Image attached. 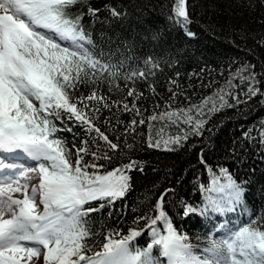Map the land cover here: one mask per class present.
<instances>
[{
  "label": "snow or ice",
  "instance_id": "1",
  "mask_svg": "<svg viewBox=\"0 0 264 264\" xmlns=\"http://www.w3.org/2000/svg\"><path fill=\"white\" fill-rule=\"evenodd\" d=\"M83 3L0 0V264H31L34 257L39 259L41 250L43 264H164L165 260L166 264H264V216L251 219L249 213L248 223L234 229L217 224L216 230L225 234L220 239L209 236L208 246L200 250L202 255L175 227L170 205L179 209L177 215L182 213V218L199 216L208 221L241 210L248 212L247 182L238 181L226 167L208 166L204 146L200 162L205 164L210 181L207 186L198 185L199 204L169 199L175 189L166 188L150 213L133 222L143 221V228H130L127 235L112 230L102 234L103 240H94L101 234L93 232L91 215L106 208L114 211L115 203L132 191L131 173H142L146 165L127 155L134 151V144L125 140L121 145L119 137L110 139L98 126L101 111L115 107L141 117L137 102L143 93L135 84L154 77L160 65L148 57L137 70L132 57L113 62L111 54L105 59V53H96L83 15L70 11ZM173 5L170 21L194 38L187 0H173ZM99 11L88 7L86 14L94 18ZM107 11L110 20L119 21L126 15L115 8ZM152 39L159 37L153 34ZM246 71L244 66L230 77L227 92L220 89L198 105L149 117L150 121L166 120L169 126L182 124L185 128L167 138L161 129L160 138L149 136L148 147L176 151L190 137H202L208 122L205 117L242 103L232 96L234 79L248 82V99L264 95L255 74L245 76ZM121 79L127 88L125 101H109L95 87L88 95H76L81 86L89 84L107 83L109 91H122L116 83ZM149 90L155 94L154 86L149 85ZM128 98H132L131 104L126 102ZM229 98L235 103H229ZM144 123L143 118H133L125 132H134L137 124ZM105 124L111 126V120ZM74 127L83 130L84 138L77 147L74 137L69 148L62 133H71ZM250 132L244 134L245 139L250 138ZM260 139L264 143V131ZM116 158L127 162L112 167ZM22 159L35 166H26L19 162ZM34 179L39 183L33 184ZM145 232L150 242L143 248L133 247L132 242Z\"/></svg>",
  "mask_w": 264,
  "mask_h": 264
},
{
  "label": "trees",
  "instance_id": "2",
  "mask_svg": "<svg viewBox=\"0 0 264 264\" xmlns=\"http://www.w3.org/2000/svg\"><path fill=\"white\" fill-rule=\"evenodd\" d=\"M187 4L192 20L189 30L195 33L194 38L188 37L181 27L170 21L173 0H84L83 4L70 9L72 14L83 15L84 28L91 33L96 44L95 52L105 53V59L108 54L112 55L113 62L132 57L137 70L143 67V60L148 57L160 65L154 77L135 84L137 91L143 93V98L137 102L141 117L117 111L115 107L111 111H101L98 126L110 139L116 141L119 137L121 145L125 140L134 144V151L127 155L146 162V165L142 173H131L132 191L115 203L114 211L106 208L91 215L93 232L101 234L94 240H103L102 234L112 230L127 235L130 228H143V221L133 222L138 216L150 213L159 193L166 188L175 189V195L169 199L199 204L201 193L197 190L198 185L207 186L210 181L205 164L200 162L201 146H204L203 158L208 166L213 169L226 167L238 181L247 182L248 212L241 210L208 221L199 216L182 218V213L177 215L179 209L170 205L175 227L189 237L187 242L195 247L197 254L202 255L200 250L208 246L209 236L220 239L225 234L224 230H216L217 224L222 222L234 229L248 223L249 213L251 219L264 216V143L260 139V132L264 131V103H261L264 95L248 99L245 95L249 87L247 81L232 80V96L239 97L242 103L205 117L208 122L202 137H190L176 151L148 147L149 136L160 138L161 129L163 137L167 138L185 128L182 124L169 126L166 120L150 121L149 117L166 110L198 105L220 89L227 92L230 77L244 66H247L244 75L254 73L257 87L264 93V0H187ZM88 7L99 9L98 15L94 18L88 16ZM108 8H115L126 15L119 21L110 20ZM153 34L159 39L153 40ZM116 83L122 91L115 88L109 91L107 83L89 84L81 86L76 95H88L95 87L109 101H125V82L121 79ZM149 85L154 86L155 94L149 90ZM126 102L131 104L132 98ZM228 102L234 104L235 100L229 98ZM133 118H143L145 123L137 124L134 132L126 133L125 126ZM108 119L111 126L105 124ZM249 130L250 138L245 139L244 134ZM62 135L69 142V148H72L74 137L77 147L84 138L83 130L76 127L71 133L63 132ZM121 162L126 163L127 159H113L112 167ZM94 240L89 243H94ZM149 242V235L145 232L132 243L133 247L143 248ZM153 254L158 255V252L154 250Z\"/></svg>",
  "mask_w": 264,
  "mask_h": 264
},
{
  "label": "rangeland",
  "instance_id": "3",
  "mask_svg": "<svg viewBox=\"0 0 264 264\" xmlns=\"http://www.w3.org/2000/svg\"><path fill=\"white\" fill-rule=\"evenodd\" d=\"M21 163H25L26 166H35L33 162L31 161H28L26 159H22L21 161H19ZM33 184H38L39 183V180L38 179H34L32 181ZM31 264H43V250H41V255L39 257V259L37 260L35 257L33 258Z\"/></svg>",
  "mask_w": 264,
  "mask_h": 264
}]
</instances>
